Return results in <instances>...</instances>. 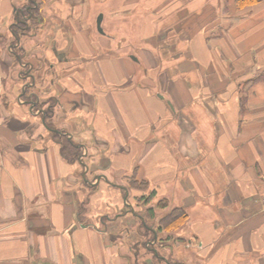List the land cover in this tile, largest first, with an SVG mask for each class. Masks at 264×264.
<instances>
[{
    "label": "crops",
    "instance_id": "0c3cea01",
    "mask_svg": "<svg viewBox=\"0 0 264 264\" xmlns=\"http://www.w3.org/2000/svg\"><path fill=\"white\" fill-rule=\"evenodd\" d=\"M140 1L125 0L121 10ZM15 2L0 0V34ZM162 4L146 15L158 31L169 28L161 12L184 7ZM229 15H221L227 37L214 40L205 22L186 34L188 14L179 22L188 45L163 69L142 48L141 78L133 63L102 54L78 22L65 27L63 14V23L42 17L31 36L23 33L24 45L15 43L26 59L12 61L29 68L21 83L0 46V264H142L144 252L133 247L142 236L132 233L177 206L188 219L154 234L163 255L156 264H264V0L234 21ZM153 28L142 33L171 51ZM41 100H57L50 121L59 136L45 125ZM64 137L80 147L78 159L63 155ZM134 170L168 207L138 199L126 181ZM151 206L156 218L148 220Z\"/></svg>",
    "mask_w": 264,
    "mask_h": 264
},
{
    "label": "rangeland",
    "instance_id": "374dc122",
    "mask_svg": "<svg viewBox=\"0 0 264 264\" xmlns=\"http://www.w3.org/2000/svg\"><path fill=\"white\" fill-rule=\"evenodd\" d=\"M15 1L17 7H26L31 4V0ZM56 1H58V3L62 2V4L66 6L63 7V10L67 9V13L58 6V3L55 4ZM164 1L165 0H142L134 8L127 10V12H124L121 10V7L125 0H39V12L41 11L43 13L42 17H47V21H53V23L57 21L58 23H63L64 21L61 20L63 19V17L61 16L63 14L64 18L66 17L65 23H67V25L65 23L64 25L65 27H68V29H71L70 27L74 26V22H78L79 27L84 28L86 32L90 34L93 41L96 42L97 45L99 44L100 52L102 54H108L111 60L120 59L125 60L127 63L130 64L133 63L135 69L137 70L136 76L141 78L144 76L145 73V67L142 64V59H144V53L140 51L142 50V48L146 47L151 49V54L154 56V59H156V61L158 59L160 62H162V67L160 69H163L164 66H167V63H171V61L169 60H172L175 54L180 53V49L184 48L185 45H188L189 37L183 35L181 39V37L179 36L180 34H182L179 28V22L187 21L188 14L191 15V20L189 22L192 27L188 28L185 31L186 34L190 32V29H192L191 32L196 29L195 27H193L194 25L200 28L199 24L205 22V26L201 28L202 30H207V33H209L207 35V38H214V40H220L223 37H227V29H225L224 26L221 25L223 19V17L221 16L222 13L225 11L228 12V10H230V15L228 18L229 20L234 21V19H236V11H238L236 6V0H231V2L229 0V6L226 10L224 5L225 1L223 0H181L182 4L184 5L181 10L176 7L174 9H166L167 11L164 14L163 12L160 13V18L162 21V24L160 26L165 24L168 25V27L171 29L168 28L164 31V28H161V30L159 29L158 31V25L156 24V20H150L148 21V23H146V15L149 12L158 14V9L163 5L162 3ZM72 3L74 5H71ZM101 12L104 13L102 25L105 30V34H102L97 30L96 20ZM248 14L251 15L253 14V12ZM152 16L158 17L154 15ZM21 19L22 22L26 21V26H23L26 29L24 34L29 32L28 34H30L31 36L32 32L36 31L39 28L38 26H36V23H33L34 27L32 26V19H30L29 15H26ZM13 21L14 18H12L11 22L5 24V33L4 35L0 34L7 38L6 42H3L1 46V48H3L4 50L5 60L2 61L5 65H7L8 62L12 61V58L15 53V51L13 50L14 48H16V44L14 41L15 38L11 34L12 26H14ZM42 21H44V18H42ZM144 26L146 29L148 28L149 31H151L152 27L155 26V28H153L154 34H156V32H158L159 34L161 31H163L162 34H164L165 38L168 39L169 43L172 44L173 42V49H171V51L162 49L158 50L159 45H157L156 43L159 38L155 37L154 41H151V35L148 36L142 33ZM211 26L213 27L210 29ZM177 30L178 35H176ZM212 30H214V32ZM24 34H22L20 37L22 45H24V43L26 42V38L25 36H23ZM100 41H103L104 44L100 43ZM149 42L153 43L156 48L152 46ZM159 43L162 42L160 41ZM104 45H107V47L104 48ZM51 48H53V46ZM17 49L20 50L21 48L19 47ZM26 52L29 56L32 51ZM21 55L24 56V58L26 59L25 53ZM133 55L138 57L139 59L138 63L136 64L134 62L135 59L133 58ZM218 56H220L219 52ZM23 62L27 63L29 61L23 60L22 63ZM12 65H15V67H12V71L10 70V73L14 78V83H16L17 81L21 83L23 75L27 73L29 68L27 65L19 66L17 61L16 63L12 61ZM129 67L127 68V70H129ZM172 68L174 67H171L169 70L171 71V74ZM27 86H29V84H21L20 87L21 89H23ZM16 88H18V92L19 84ZM41 101L44 103L45 107H49L50 104L54 108V106L57 105V100H49V104L45 103L44 100ZM153 200L156 205L159 204V201L155 200V196L152 198V200H150L149 203H151ZM137 231L139 232V228L135 229L134 233H132V236L139 238V234L137 233ZM133 241L136 242L135 240ZM140 249L142 253L144 252V254H141L142 264L145 262L147 264H156L154 260L155 257L150 254V252H148L143 246H141ZM144 255H146L147 257H145Z\"/></svg>",
    "mask_w": 264,
    "mask_h": 264
},
{
    "label": "trees",
    "instance_id": "16d2710c",
    "mask_svg": "<svg viewBox=\"0 0 264 264\" xmlns=\"http://www.w3.org/2000/svg\"><path fill=\"white\" fill-rule=\"evenodd\" d=\"M223 1H225L224 5H225V10H226L229 6V2L228 0H223ZM261 1L263 0H236V6L239 11H242V10L251 9L255 7ZM20 26H26V22L24 24L22 23L20 25L12 26L11 34L15 38L14 40L15 43H17L18 37L20 38L21 35L23 34V32L20 29ZM6 40H7L6 37H4L3 35H0V46H2V43L6 42ZM17 48L19 47L14 48L13 51H15L14 53L15 59L19 61V57H21V55L18 54ZM259 79L260 78L258 77L254 80L258 81ZM25 96H27V89L25 91V94L22 97H25ZM36 107L38 109H42V111L44 112V116H45L44 123L48 127V129L56 128L50 121L53 115L52 113L54 112L53 106L49 105V107H45L44 103L42 101H39L37 102ZM52 133L55 136H59V134L56 133L55 131H53ZM61 150H62L63 155L66 156V158L69 160H76L79 158L81 154L80 147L76 145L72 140L68 139L67 137L66 138L64 137L62 139ZM126 177H127L126 181L128 182L130 188L138 190V191L140 190L142 192V195L138 198L140 201H144V203L148 204L150 200H152V198L156 196V191L151 189L149 182H147L146 180L138 179L136 170H134L132 174ZM158 201H159V204L156 205L158 208H166L169 206L168 200L166 198H161ZM145 214L148 220L156 218V210L152 206L145 209ZM187 219H188V213L186 212V210L180 206H177L167 211V213L164 216H162L160 220L158 221V225L154 228L149 227L147 219H146L147 223L142 222L140 225L139 232H138L139 235L142 236V239L137 240L133 244V247L136 253L138 254V256L140 255V247L143 246L148 252H150V254H152L155 257L154 259H160L163 256L160 249L157 247L156 244L154 243L151 244L152 242H150L155 239L154 234L155 233L159 234L160 232H163V231L173 232L174 230L182 226L187 221ZM160 240L163 241L162 239ZM167 260L169 264H172L169 262L168 258Z\"/></svg>",
    "mask_w": 264,
    "mask_h": 264
},
{
    "label": "flooded vegetation",
    "instance_id": "af4514ba",
    "mask_svg": "<svg viewBox=\"0 0 264 264\" xmlns=\"http://www.w3.org/2000/svg\"><path fill=\"white\" fill-rule=\"evenodd\" d=\"M39 0H32L31 4L29 6L26 7H15V19L13 21V25H20V24H24L26 21L22 22V17L29 15L30 19L32 17V26L33 23H36V26H40L42 25V23L38 22L41 20L42 18V14L41 12H39ZM29 14H27V13ZM34 27V26H33ZM21 31L24 33L26 31V29L23 26H20ZM17 43H21V38L18 37L17 39ZM42 114L44 115V112L42 111ZM44 121H45V116H44ZM55 129V128H53ZM57 132V131H56Z\"/></svg>",
    "mask_w": 264,
    "mask_h": 264
},
{
    "label": "water",
    "instance_id": "95a60500",
    "mask_svg": "<svg viewBox=\"0 0 264 264\" xmlns=\"http://www.w3.org/2000/svg\"><path fill=\"white\" fill-rule=\"evenodd\" d=\"M103 19H104V13L101 12V13L98 15V17H97L96 24H97V30H98L100 33H102V34H105V30H104L103 25H102ZM133 58L136 60V57H135V56H133ZM33 106H35V105H33ZM43 121H44V118H43ZM51 130H53V131H57V132H59V133L62 132V131H60V130L53 129V128H51Z\"/></svg>",
    "mask_w": 264,
    "mask_h": 264
},
{
    "label": "built area",
    "instance_id": "2783aa9c",
    "mask_svg": "<svg viewBox=\"0 0 264 264\" xmlns=\"http://www.w3.org/2000/svg\"><path fill=\"white\" fill-rule=\"evenodd\" d=\"M262 200H263V202H264V195H263V197H262Z\"/></svg>",
    "mask_w": 264,
    "mask_h": 264
}]
</instances>
